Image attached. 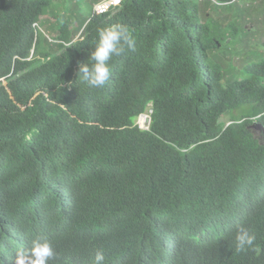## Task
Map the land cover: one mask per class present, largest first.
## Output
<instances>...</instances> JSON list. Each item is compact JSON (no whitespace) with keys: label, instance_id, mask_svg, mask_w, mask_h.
<instances>
[{"label":"trees","instance_id":"1","mask_svg":"<svg viewBox=\"0 0 264 264\" xmlns=\"http://www.w3.org/2000/svg\"><path fill=\"white\" fill-rule=\"evenodd\" d=\"M49 4L0 0V264L36 238L50 264H264V0L71 3L40 37ZM115 23L136 51L95 89L79 65ZM239 225L256 250L236 252Z\"/></svg>","mask_w":264,"mask_h":264},{"label":"clouds","instance_id":"2","mask_svg":"<svg viewBox=\"0 0 264 264\" xmlns=\"http://www.w3.org/2000/svg\"><path fill=\"white\" fill-rule=\"evenodd\" d=\"M136 46L137 39L134 35V29L126 24L115 23L99 28L97 30L95 47L89 53L87 62L79 65V78L92 88H104L112 77L113 70L110 63L112 58L122 56L126 51L135 52ZM150 110L139 115L143 116L147 113L146 118H144L146 119L147 125L150 123V121H147V117H150V113L152 112ZM254 119L258 120L259 117H255ZM234 240L235 250L238 253L245 252L249 249L256 250L258 248L256 245V236L246 226L239 225L237 227ZM56 255L57 253L51 241L47 238H36L32 240L29 249L17 250L15 264H50V261L55 259ZM91 264H105V253L102 249L96 251L95 256L91 260Z\"/></svg>","mask_w":264,"mask_h":264},{"label":"rangeland","instance_id":"3","mask_svg":"<svg viewBox=\"0 0 264 264\" xmlns=\"http://www.w3.org/2000/svg\"><path fill=\"white\" fill-rule=\"evenodd\" d=\"M71 3H74L75 4V7L73 9V19L75 16H86L90 10H91V7L93 8L94 10V5L95 3H97L96 0H50V4L49 6L45 9V12L43 15L40 16V19H39V34H40V37H44V36H47L48 33L53 35V32H52V28L51 27V24L53 25L54 29H56V27L59 25H61V22L63 19H65L66 15L69 13V9H68V6L71 5ZM212 13V11H210ZM260 24L263 28V24L262 23H259L257 24L258 27H260ZM50 25V27H48ZM264 39V35L261 37V40ZM241 46V45H239ZM239 48V47H238ZM263 52V50H262ZM241 62H244L246 57L243 53V50L241 52ZM246 55L251 59V60H254V61H258L259 60V56L261 55V51L260 50H250L248 52H246ZM246 108H239L237 110H234V111H231V112H234V114H240L241 111H245ZM230 112V111H229ZM229 112H227L222 118H223V124H228V121H229V117H230V114ZM146 115L147 113H145L143 116H139V118H137L136 122L144 127V126H147L146 124ZM136 119V118H135ZM134 119V120H135ZM252 128L257 132V133H260L262 130L260 129L259 125H257L256 123L252 124ZM261 139L264 140V137H262Z\"/></svg>","mask_w":264,"mask_h":264},{"label":"built area","instance_id":"4","mask_svg":"<svg viewBox=\"0 0 264 264\" xmlns=\"http://www.w3.org/2000/svg\"><path fill=\"white\" fill-rule=\"evenodd\" d=\"M121 0H101L95 5V11L97 13H104L110 9V7L118 5Z\"/></svg>","mask_w":264,"mask_h":264},{"label":"water","instance_id":"5","mask_svg":"<svg viewBox=\"0 0 264 264\" xmlns=\"http://www.w3.org/2000/svg\"><path fill=\"white\" fill-rule=\"evenodd\" d=\"M150 111H152V109H151ZM147 121H148V122L150 121V117H147Z\"/></svg>","mask_w":264,"mask_h":264}]
</instances>
